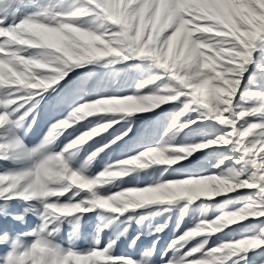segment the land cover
<instances>
[{"label": "snow or ice", "instance_id": "1", "mask_svg": "<svg viewBox=\"0 0 264 264\" xmlns=\"http://www.w3.org/2000/svg\"><path fill=\"white\" fill-rule=\"evenodd\" d=\"M0 264H264V0H0Z\"/></svg>", "mask_w": 264, "mask_h": 264}, {"label": "rangeland", "instance_id": "2", "mask_svg": "<svg viewBox=\"0 0 264 264\" xmlns=\"http://www.w3.org/2000/svg\"><path fill=\"white\" fill-rule=\"evenodd\" d=\"M103 166L102 163L94 165V167L97 168V170H99V168H101ZM142 179H147V177H142ZM128 186V185H126ZM182 204H177L174 205L171 212L169 213H164L163 216H159V217H150L149 220H145L143 222L142 225H137L134 221L131 223L130 225V229L129 231L131 233H134L138 228H147L149 222L151 221V223L155 224V223H159L161 222L165 217L167 216H171V221L169 223V228L166 229V231L164 233L161 234V244L165 243L166 240L168 239V234L171 231V228L175 225L176 219L178 216H180V208L182 207ZM155 209H148V211H154ZM88 217H91V222H89ZM29 221H34L35 217H28L27 218ZM96 221V215L94 213H89L87 214V216H85L84 220L81 221V231L82 232H89L91 230V228L94 226ZM194 221L192 220V218L189 215H185L182 225H181V229L186 228V227H190L192 225ZM123 240V238H121ZM145 243H147V241H150L151 239H153V237H143L142 238ZM81 244L83 245V242H81ZM126 249V243L124 245H122L121 247V251Z\"/></svg>", "mask_w": 264, "mask_h": 264}]
</instances>
